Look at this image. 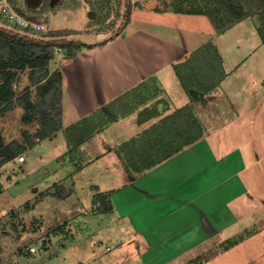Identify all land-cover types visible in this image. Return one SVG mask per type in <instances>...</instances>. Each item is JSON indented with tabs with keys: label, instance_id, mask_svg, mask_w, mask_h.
<instances>
[{
	"label": "rangeland",
	"instance_id": "1",
	"mask_svg": "<svg viewBox=\"0 0 264 264\" xmlns=\"http://www.w3.org/2000/svg\"><path fill=\"white\" fill-rule=\"evenodd\" d=\"M6 1L14 9H22L26 16L38 23L42 22L43 16L34 11L33 5L37 7L42 5V10L48 6L52 7L54 9L52 24L55 32L59 33L93 32L91 36H99L97 33L100 30H108V28L110 30L112 26H116L122 13V0ZM63 1L66 2L63 3ZM132 1L128 0L130 8ZM174 1L160 0L157 4L163 9L169 4L172 6ZM0 16L4 20L1 12ZM165 16L163 20H168V23L160 25L157 22L155 27L158 31L171 33L170 36H175L177 43L185 46L186 49L194 47L193 58L201 57L208 50L206 47L209 43L206 46L197 47L195 45L207 38L208 28L206 25L207 30L202 29L205 26L203 21L197 24L200 28L193 31L190 23L185 26L177 24V20L182 21L184 15L170 14L168 18ZM133 19L138 24L143 23L134 15ZM243 19L241 26H236L242 29V34L239 33L241 37L238 38L239 41L243 39L244 49H250L251 55H247V58L237 66L236 76L230 83L229 80L226 83L227 80L220 76L221 79L216 80L217 85L212 84L213 74L210 77L209 71L199 77L200 82H191L193 93L197 94V98L195 101L190 98L191 102L187 106H190L192 113L201 123L203 135L208 138L209 135L211 136L209 139L210 141L213 139L211 142L213 145L219 143L220 135L222 139L223 135L229 139L234 137L224 144L228 148L241 145L249 162H255V178L258 187L261 185L260 174L264 172V162L260 164L257 159L259 155L264 160V122L261 119L256 120L255 109L263 110L261 105L264 104V45H262V39L256 45L257 39H260L258 31L260 22L257 17L249 15L246 20ZM178 27L180 29H177ZM48 31L46 27V30L37 32L40 34ZM175 31L186 33L185 43L179 41ZM121 32L116 33L114 37ZM189 36H192L190 40ZM235 37H230L231 42ZM105 43L100 45H105ZM86 46L98 47V45L88 44ZM80 47L73 48V52ZM179 49L181 52L183 48ZM56 51L60 50L56 48ZM66 51L59 53L68 57L73 56L72 52L68 54ZM154 51L144 45L139 52L137 51V55L148 57L151 65L156 66L154 60L158 55H162V49L159 48L156 56H151ZM171 58H176L172 52ZM199 59L196 63L203 65V61ZM168 60L169 58H164V63L167 64ZM209 61L210 64L205 65L213 67L216 64L213 56L209 58ZM190 64L188 60L181 66V70L185 72L188 79H190L191 72L187 66ZM49 69L52 71L50 67ZM19 73L21 80L20 83H16V89L21 93L31 81L30 68L20 70ZM170 80L166 79L169 88L171 87ZM154 83V80H150L143 84V88L159 96L164 94L165 90L162 93L157 92ZM234 88L237 91L232 94L231 90ZM145 91L140 86L131 92L132 97L137 101L131 109L119 113L118 107L125 105L120 102L117 103L116 112H113L110 106L98 112L103 117L95 119L94 124L87 127L88 132H92L95 127L98 128L97 131L82 143H78L75 139L70 140L67 138L70 135L66 134V131H61L55 138L43 139L34 148H28L25 153L20 154L27 157L26 162L19 161L18 155L14 160L0 166V264H140L138 250H141L142 245L137 240L138 238L133 240L134 236L129 237L126 221L115 219L113 209L112 214L100 212L99 203L95 205L94 198L99 200L96 194L99 193L97 190L100 187H107L111 180L112 183L119 181L120 173L117 167L122 161L117 153L111 152L110 149L116 150L122 145L128 149L126 142L123 141L134 131L130 126L138 121L141 115L143 118V112L139 109L140 104L138 103L145 97ZM32 98L36 100L35 88H32ZM230 100L233 102L230 103ZM164 101L170 103L169 100L164 99ZM231 104H234V107ZM15 109L16 107L12 110L14 113L6 112L0 116L1 131L9 132L10 140L17 139L23 131L21 124H18L21 117ZM145 112L149 113L148 110ZM72 118L73 116L67 118L66 121ZM36 125L37 122H34L24 131L29 132ZM23 127H26V124ZM70 130H73V127ZM74 133L75 129L71 136H74ZM140 135L141 133L137 132L135 136ZM173 144L179 143L174 140L170 145ZM73 155L79 157L78 161L85 162V164L92 157H97L91 165L76 169L77 164L74 162ZM70 163L73 164L71 173L64 175L63 171ZM56 170L61 173H54ZM251 170L252 165L243 172V176L249 181ZM123 173L127 174L125 170ZM121 175L120 184L123 182ZM249 185L252 188V183ZM54 191L58 193L57 196L52 195ZM254 204L255 202L245 205V208H252V216L255 220L260 217L264 219V214H262L264 210L258 213ZM242 211L247 213L244 208ZM259 223L255 221L246 225L240 224L234 235L227 233V237L221 235L212 238L166 264H264V235H262L263 232H257V228L260 227ZM32 247L34 250L31 249Z\"/></svg>",
	"mask_w": 264,
	"mask_h": 264
},
{
	"label": "crops",
	"instance_id": "2",
	"mask_svg": "<svg viewBox=\"0 0 264 264\" xmlns=\"http://www.w3.org/2000/svg\"><path fill=\"white\" fill-rule=\"evenodd\" d=\"M159 1L133 0L130 8L131 16L123 29L124 31L105 45L81 46L74 50L72 57L59 53L65 52L64 48L55 52L49 67L52 69L51 72L59 71L62 74V130H58L49 138H55L61 131H66V134L70 135L67 138L82 143L97 131L98 128L95 127L92 132H88L87 127H91L95 119L103 117L98 112L107 106L116 112L117 103L120 102L125 105L118 107L119 113L131 109V106L134 107L137 104L131 92L140 86L145 91L143 84L150 80L155 81L154 85L158 93H162L163 90L165 93L159 96L151 91H145V97L138 103L140 104L139 109L143 112V118L138 119L130 126L134 131L123 142L136 137L137 132L142 133L174 111L185 108V106L190 107L187 106L191 102L189 94L181 83L176 70H181L182 64L188 60L191 62L187 66L190 71L194 64L200 60L199 58L206 66V63L210 64L211 56L216 60L220 56L224 72L222 77L227 80L226 83L228 80L229 83L232 82L231 80L236 76L237 66L247 58V55H251L250 49H244L243 39L239 41L238 37H241L242 29L236 28V26H241L244 19L231 24L224 30H219L206 14L175 12L171 10V7L162 9L157 4ZM65 2L63 1V3ZM185 2L189 9L195 8V6L199 7L200 4L202 7L208 3L206 0H185ZM33 6L35 7L34 11L43 16L40 23L44 24L49 31L55 30L52 24L54 9L48 6L42 10V5ZM203 10L206 11L205 8ZM170 14L184 15L182 21L177 20V24L185 26L190 23L193 31L199 29L200 25L197 26V24L203 21L205 26L202 29L207 30L205 29L207 25L208 33H206L208 35L207 38L195 45L199 47L209 43L215 49L209 50L210 53L207 55V52H204L201 57L193 58L194 47L186 49L185 46H180L177 43L175 36H170L171 33L158 31L155 27L156 23L158 22L160 25L168 23V20H163V18L165 15L168 18L167 16ZM133 15L143 23L134 22ZM104 31L97 34L103 35L110 30L108 28ZM93 34L91 32L90 35ZM185 36V32L176 34L179 41L183 43H185ZM229 36L236 37L231 42ZM191 38L192 36H189V40ZM260 40L261 37L257 39L256 45ZM262 43L264 45V42ZM144 45L155 50V55L151 54V56H156L159 48L162 49V55H158L154 60L156 66L151 65L148 57L137 55V51L139 52ZM180 47L183 48L181 52ZM171 52L175 54L176 58H171ZM164 58H169L167 64L164 63ZM58 61H60V65H58ZM166 79H171L170 88ZM234 91L237 90L234 88L231 93L233 94ZM121 98L123 99L121 100ZM164 99L169 100L170 103L165 102ZM232 102L233 100H230V103ZM257 103H259L258 100ZM231 106L234 107V104ZM15 107L21 117L24 113L23 106L16 104ZM261 107L263 110L255 109V118L257 121L261 119L264 122V104ZM145 110H148L149 113L147 114ZM8 113L14 112L10 110ZM72 116V119L66 121ZM79 122L81 124L76 126L74 136H71L73 130L69 131V129ZM18 124H21L23 131L30 126V124L23 123L22 120ZM24 124L26 127H23ZM38 128L39 124L37 123L35 127L31 128V131H22L17 140L25 143L28 138L33 139ZM1 130L2 128H0ZM1 133L7 143L12 141L9 132L1 131ZM209 138H211L210 135ZM209 138L203 135L166 160L141 172H133L127 168L118 149H110L111 152H116L122 161V163H118L119 167L117 168L122 174L123 182L120 184L119 174L117 183H112L111 180L107 187H100L97 191H112L115 219L125 220L129 237L134 236L133 240L138 238L137 240L142 245L141 250H138L140 264L169 263L186 251L196 248L212 238L221 235L227 237V233L234 235L240 224L246 225L259 221L260 227L257 228V232H263L262 235H264V219L260 217L255 220L252 216V208H245V205L255 202L253 206H255V210H258V213L264 210V172L260 174L261 185L257 187L255 162H249L241 145L228 148L224 144L234 137L229 139L223 135L222 139V135H220L219 143L214 145L211 143L213 139L210 141ZM42 140H37L28 148H34ZM258 150L259 148L256 152ZM25 152L26 150L22 153ZM73 157L77 164L76 169H78L91 165L97 156L92 157L86 164L79 162V157L76 155ZM257 157L260 164L264 162L259 155ZM71 165L73 164L70 163L66 166V169L70 170L65 169L64 175L71 173ZM251 165L249 181L243 176V172ZM122 169L127 174L124 175ZM54 173L59 174L61 171L56 170ZM249 183H252V188ZM243 208L247 213L242 211ZM108 213L112 214L111 211Z\"/></svg>",
	"mask_w": 264,
	"mask_h": 264
},
{
	"label": "trees",
	"instance_id": "3",
	"mask_svg": "<svg viewBox=\"0 0 264 264\" xmlns=\"http://www.w3.org/2000/svg\"><path fill=\"white\" fill-rule=\"evenodd\" d=\"M170 1V0H168ZM184 1V2H183ZM208 3L201 7L189 9L185 0H175L166 7H171L175 12L197 13L209 16L215 27L224 30L233 23H236L247 16L255 15L260 22L258 25L259 35L264 42V0H206ZM122 4V1H121ZM15 7V6H14ZM1 8V6H0ZM205 8L206 11L203 9ZM18 13L27 17L22 9H16ZM1 12V9H0ZM222 15H224L222 17ZM222 17V18H221ZM130 19V4L126 23L118 32L120 33L128 24ZM0 21L8 25V22L2 19ZM34 21V20H33ZM118 24V23H117ZM115 27L112 26V28ZM110 28V30L112 29ZM28 29L25 28V31ZM46 30V29H45ZM105 32L100 30L98 33ZM76 33L55 32L50 30L47 33H40L48 36H59ZM90 35V32L83 33ZM86 43L80 41H63V42H43L0 28V116L13 110L16 104L23 106L24 113L21 116L23 123H39V128L33 135V139H27L25 143L14 139L6 142L0 131V165L12 160L16 156L27 150L28 146L33 145L37 140L49 138L61 129L62 123V74L59 71L51 72L49 63L53 59L56 48L67 49L68 54L73 53V48L80 47ZM208 50L215 47L208 45ZM210 53V51H205ZM219 56V55H218ZM216 64L198 65L190 70V75L185 76V72L178 70L180 79L186 88L191 100L195 101L197 94L193 93L191 82H200L205 72H210L212 84L217 85L216 80L224 75L221 58L215 59ZM30 68V83L21 93L17 91V84L20 83L19 71ZM197 78V79H196ZM220 78V79H219ZM32 88H35L36 100L32 98ZM142 119L139 117V120ZM140 122V121H139ZM81 122L73 125V130ZM201 123L196 119L190 107H185L174 111L164 117L148 129L144 130L138 137H133L126 141V146H120L118 152L121 153L127 168L133 172H141L151 166L166 160L173 154L180 151L183 147L192 144L203 135ZM196 128V129H195ZM176 140L179 144L170 145ZM124 156H123V154ZM52 195L57 196L56 191ZM63 196V195H61ZM94 198L95 205L99 203V211L107 213L114 208L112 202V191L97 193Z\"/></svg>",
	"mask_w": 264,
	"mask_h": 264
},
{
	"label": "water",
	"instance_id": "4",
	"mask_svg": "<svg viewBox=\"0 0 264 264\" xmlns=\"http://www.w3.org/2000/svg\"><path fill=\"white\" fill-rule=\"evenodd\" d=\"M127 11H128V0H122V13L119 23L115 27H113L108 33L96 37H92L91 35H84L81 33H73V34L59 35V36L42 35L39 33H32L25 31L23 29H19L7 25L1 21H0V28L19 34L24 37H28L43 42L80 41L90 46H95V45L103 44L106 41L110 40L111 38L114 37L116 33H118L124 27L126 23Z\"/></svg>",
	"mask_w": 264,
	"mask_h": 264
},
{
	"label": "built area",
	"instance_id": "5",
	"mask_svg": "<svg viewBox=\"0 0 264 264\" xmlns=\"http://www.w3.org/2000/svg\"><path fill=\"white\" fill-rule=\"evenodd\" d=\"M1 13L5 20L8 22V25L23 29H28V32L38 33L37 31L45 30L46 27L44 24L38 23L36 21L30 20L27 17L23 16L22 14L18 13L16 9H14L10 3L6 0H1ZM27 31V30H26ZM61 50V48H58ZM18 160L23 162L26 160L24 155H19ZM109 248V247H108ZM34 250V248H31Z\"/></svg>",
	"mask_w": 264,
	"mask_h": 264
},
{
	"label": "bare ground",
	"instance_id": "6",
	"mask_svg": "<svg viewBox=\"0 0 264 264\" xmlns=\"http://www.w3.org/2000/svg\"><path fill=\"white\" fill-rule=\"evenodd\" d=\"M92 37H96V36H92Z\"/></svg>",
	"mask_w": 264,
	"mask_h": 264
}]
</instances>
